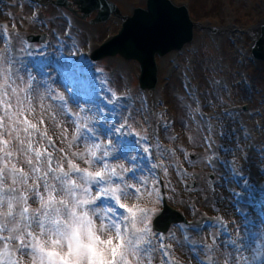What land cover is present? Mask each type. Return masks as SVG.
<instances>
[{
    "label": "snow or ice",
    "instance_id": "obj_1",
    "mask_svg": "<svg viewBox=\"0 0 264 264\" xmlns=\"http://www.w3.org/2000/svg\"><path fill=\"white\" fill-rule=\"evenodd\" d=\"M28 3L37 19L39 0ZM67 24L66 38L53 29L56 42L49 46L45 37L41 47L26 39L14 46L7 26H0V264H176L173 241L189 254L190 264H264V184L254 182L250 171L255 152V167L264 176V141L255 142L243 126L240 132L222 128L226 143L218 147L227 159L216 152L204 158L212 169L207 191L224 188L240 218L232 222L235 234L222 218L174 224L182 239L170 231L173 225L167 237L154 231L155 209L148 205L179 195L170 182L161 191V173L168 176L170 166L181 183L192 177L176 151L160 143L159 128L167 137L172 123L153 128L149 116L160 120L164 114L151 112L147 98L114 90L103 70L86 61ZM189 96L197 107L187 109L201 131L207 126L203 144L211 149V118L200 112L195 93ZM139 115L148 122L142 132L129 122ZM223 115L236 123L233 113ZM180 152L193 166L187 150ZM236 153L243 160L239 167ZM214 161L223 170L219 177ZM185 189L208 199L195 179ZM206 230L210 244L196 239Z\"/></svg>",
    "mask_w": 264,
    "mask_h": 264
},
{
    "label": "rangeland",
    "instance_id": "obj_2",
    "mask_svg": "<svg viewBox=\"0 0 264 264\" xmlns=\"http://www.w3.org/2000/svg\"><path fill=\"white\" fill-rule=\"evenodd\" d=\"M41 1L43 2H39L41 6L37 9L38 18L33 19V8L29 6L27 0H0V26L3 24L8 26L9 29L6 30L11 34L13 45L19 47L18 41L25 40L30 35L47 34V43L51 46L56 42L53 29L64 39L67 22L71 21V34L77 42V47L84 53L88 63L103 70L110 78V86L120 94H128L137 99L147 98L151 112L163 113L160 120L149 116L153 128L165 121L172 123L167 137H176V139H168L163 128L160 127L158 133L160 143L165 149L176 151L179 163L192 174V177L186 178L184 183L180 181L178 185L174 181L178 182L180 178L176 172L172 174L171 171L174 170L172 167L169 166L168 176L165 177L161 173V191H164L163 184L170 182L179 193L174 198L167 199L169 205L184 214L191 224L202 223L206 218H222L231 226L235 234L232 222L235 220L239 223L240 218L228 202L229 193L224 188H218L216 194L207 191L206 181L212 169L204 163V158L216 152L221 158L227 159L218 147L226 143L219 135L222 128L226 131L235 128L240 132L243 126L251 132L255 142L264 141V132L255 130L257 125L264 127V60L255 61L252 57V49L257 45L264 29V0H172L175 5H186L189 8L191 20L196 25L194 41L180 52L169 53L164 57L157 56L158 84L152 92L143 91L139 87L141 68L137 61H126L119 55L105 57L97 62L90 59L93 51L119 34L123 24L122 17L132 15L135 8L145 7L147 0H111L119 7L121 14L112 15L104 24L90 22L97 15L96 11L89 17L82 18L73 0H69L70 7L76 10V15H71L68 9L52 4L55 0ZM40 20L44 23L41 24ZM16 33H19L18 37ZM34 46L41 47L42 43L38 41ZM3 48L4 46L0 44V50ZM189 91L194 92L196 99L199 100L200 112L205 117L211 118L210 123L213 126L211 139L215 141L211 149L203 144V138L208 135L207 126L201 131L187 109V105H191L193 109L197 107L194 99L189 96ZM209 102L212 107L208 106ZM139 106L137 102V107ZM225 112L234 114L235 124L232 119L223 115ZM195 120L200 125H204L200 115L197 114ZM181 121H187L188 127L185 128ZM129 122L141 132L148 123L143 115ZM69 131L71 132V128ZM151 131L152 129L149 128V135ZM49 135L56 137V131L51 125H49ZM57 144L59 145V140ZM181 147L190 155L197 156L196 159L189 157L193 161V166H189L185 160L180 152ZM251 155L253 156L250 169L252 179L258 184H264V176H260L255 167L257 162L255 152ZM235 158L237 167L243 164L240 153H236ZM170 163V159L165 161L166 165ZM214 163L220 169L216 173L219 177L223 170L218 161ZM193 179L205 189L204 196H207V200L203 199L200 192L185 189V184L190 185ZM232 187H235L236 191L241 190L235 185ZM220 196L226 199L221 201ZM213 202L218 211L213 210ZM148 206L155 209L154 219L162 210V200ZM172 233L182 239L178 227ZM216 234L217 230L212 229V235ZM196 239L209 244L212 242L207 230L202 236H196ZM165 243L169 241L166 239ZM171 243L176 264H190L186 250L181 249L174 241ZM219 243L218 240L217 244ZM191 264H195V261H191Z\"/></svg>",
    "mask_w": 264,
    "mask_h": 264
},
{
    "label": "water",
    "instance_id": "obj_3",
    "mask_svg": "<svg viewBox=\"0 0 264 264\" xmlns=\"http://www.w3.org/2000/svg\"><path fill=\"white\" fill-rule=\"evenodd\" d=\"M74 1L82 13V18L97 12L91 20L92 24H104L112 15L121 14L119 7L111 0ZM55 3L60 7L69 5L68 0H58ZM122 20L119 34L95 50L92 58L98 61L119 55L126 61H138L141 67L140 85L152 91L158 81L156 55L162 57L191 44L196 25L190 19L186 6H175L171 0H147L145 8H136L132 15L123 16ZM34 39L43 41L44 37L31 40ZM252 54L256 59L264 60V29ZM166 227L165 225L164 228Z\"/></svg>",
    "mask_w": 264,
    "mask_h": 264
},
{
    "label": "bare ground",
    "instance_id": "obj_4",
    "mask_svg": "<svg viewBox=\"0 0 264 264\" xmlns=\"http://www.w3.org/2000/svg\"><path fill=\"white\" fill-rule=\"evenodd\" d=\"M171 172H172V174L174 175V173H175L176 171H175V170H172ZM174 183L179 185L180 180H178V182L174 181Z\"/></svg>",
    "mask_w": 264,
    "mask_h": 264
}]
</instances>
